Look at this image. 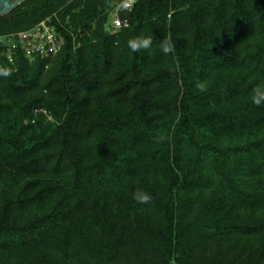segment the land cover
Returning <instances> with one entry per match:
<instances>
[{
	"label": "trees",
	"instance_id": "1",
	"mask_svg": "<svg viewBox=\"0 0 264 264\" xmlns=\"http://www.w3.org/2000/svg\"><path fill=\"white\" fill-rule=\"evenodd\" d=\"M122 1L0 17V264H264V0Z\"/></svg>",
	"mask_w": 264,
	"mask_h": 264
},
{
	"label": "built area",
	"instance_id": "2",
	"mask_svg": "<svg viewBox=\"0 0 264 264\" xmlns=\"http://www.w3.org/2000/svg\"><path fill=\"white\" fill-rule=\"evenodd\" d=\"M137 0H123L121 6L117 9L118 14L123 9H131ZM126 5V6H125ZM113 24L117 28L128 26L126 20L116 17ZM14 36L1 37L0 43L6 47L8 57L11 58L14 50L17 48L18 41L13 39ZM19 42L22 44L28 56L39 52L42 57L57 54L63 47V41L58 37L55 30L47 23L41 22L37 27L28 32L18 34Z\"/></svg>",
	"mask_w": 264,
	"mask_h": 264
},
{
	"label": "clouds",
	"instance_id": "3",
	"mask_svg": "<svg viewBox=\"0 0 264 264\" xmlns=\"http://www.w3.org/2000/svg\"><path fill=\"white\" fill-rule=\"evenodd\" d=\"M151 45L152 39L150 37H137L136 39L130 40L128 42L129 48L134 52L143 49H150ZM160 47L164 54H168L172 51V46L168 40H163ZM0 75L8 76L10 75V72L5 69L0 71ZM251 99L252 102L257 106L264 105V88L257 87L254 89V94L252 95ZM135 199L141 203H148L151 200V196L146 192H138L135 195Z\"/></svg>",
	"mask_w": 264,
	"mask_h": 264
},
{
	"label": "water",
	"instance_id": "4",
	"mask_svg": "<svg viewBox=\"0 0 264 264\" xmlns=\"http://www.w3.org/2000/svg\"><path fill=\"white\" fill-rule=\"evenodd\" d=\"M28 0H0V17L12 13L19 5Z\"/></svg>",
	"mask_w": 264,
	"mask_h": 264
},
{
	"label": "rangeland",
	"instance_id": "5",
	"mask_svg": "<svg viewBox=\"0 0 264 264\" xmlns=\"http://www.w3.org/2000/svg\"><path fill=\"white\" fill-rule=\"evenodd\" d=\"M115 18V15L114 14H112L111 16H110V20L112 21L113 19ZM174 157H178V153L176 154V155H173ZM161 162V161H160ZM163 162V161H162ZM161 162V163H162ZM157 168H160L159 170H161V168H162V164L160 165H158L157 166ZM218 168V167H217ZM218 169H221L222 171H228V170H226L225 169V167L224 166H222V165H220L219 166V168ZM217 169V170H218ZM204 172H206V171H204ZM206 178V177H205ZM202 180H204V179H201L200 181V184H202V185H205V180L204 181H202ZM199 181V180H198ZM198 195L199 196H192L191 198H193V202H192V204H193V206H192V208L194 209V208H196V207H199V205H203V204H205V203H207L209 200H210V198H198V197H200L201 195L198 193ZM195 211H196V209H194Z\"/></svg>",
	"mask_w": 264,
	"mask_h": 264
}]
</instances>
